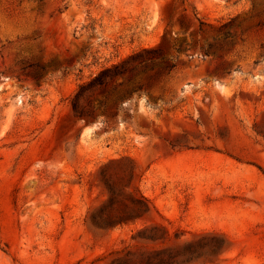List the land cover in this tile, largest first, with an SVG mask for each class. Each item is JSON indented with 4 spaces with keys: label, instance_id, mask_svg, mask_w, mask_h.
Returning a JSON list of instances; mask_svg holds the SVG:
<instances>
[{
    "label": "rangeland",
    "instance_id": "rangeland-1",
    "mask_svg": "<svg viewBox=\"0 0 264 264\" xmlns=\"http://www.w3.org/2000/svg\"><path fill=\"white\" fill-rule=\"evenodd\" d=\"M144 48L75 113L81 82ZM108 184L151 210L95 224ZM162 248L264 264V0H0V264Z\"/></svg>",
    "mask_w": 264,
    "mask_h": 264
},
{
    "label": "trees",
    "instance_id": "trees-1",
    "mask_svg": "<svg viewBox=\"0 0 264 264\" xmlns=\"http://www.w3.org/2000/svg\"><path fill=\"white\" fill-rule=\"evenodd\" d=\"M156 49L144 48L141 51L131 54L122 62L114 63L111 66H103L95 75L89 80L83 81L79 84L77 91L72 98V106L78 116L85 118H93L96 115V110L91 107V95L99 88L108 85L110 80L120 75L122 65L129 60H142L144 53H153ZM135 89H143L141 84L137 85ZM101 104V107H105ZM109 185L108 200L95 212L92 216L93 222L102 227H113L119 224H125L143 217L151 210L149 199L143 194L139 196H130L128 200L119 197V192L111 184ZM161 228L166 231V228L153 226L145 235L152 240H157L162 236L157 235L158 229ZM147 229L140 230L146 232ZM192 243L188 242L186 246L190 247ZM185 258H178L179 253H173L171 248L155 249L140 253V255L133 257L130 255L119 256L114 259L113 264H187L196 257H200L202 253L198 250H190Z\"/></svg>",
    "mask_w": 264,
    "mask_h": 264
},
{
    "label": "water",
    "instance_id": "water-1",
    "mask_svg": "<svg viewBox=\"0 0 264 264\" xmlns=\"http://www.w3.org/2000/svg\"><path fill=\"white\" fill-rule=\"evenodd\" d=\"M74 61V58L71 57H59L57 63L55 64V69L60 70L63 68H67L71 65V63ZM126 101H122V104H125ZM108 116L116 117L120 114V109L118 104H114L113 106H110V108L105 110Z\"/></svg>",
    "mask_w": 264,
    "mask_h": 264
}]
</instances>
